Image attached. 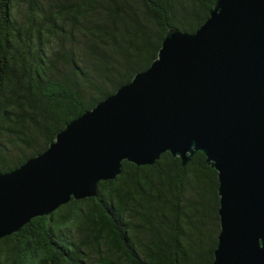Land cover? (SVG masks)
<instances>
[{
    "label": "trees",
    "instance_id": "1",
    "mask_svg": "<svg viewBox=\"0 0 264 264\" xmlns=\"http://www.w3.org/2000/svg\"><path fill=\"white\" fill-rule=\"evenodd\" d=\"M216 0H0V173L156 59L169 28L194 33ZM217 172L196 152L123 161L97 196L0 239V264H212ZM90 262V263H89Z\"/></svg>",
    "mask_w": 264,
    "mask_h": 264
},
{
    "label": "water",
    "instance_id": "2",
    "mask_svg": "<svg viewBox=\"0 0 264 264\" xmlns=\"http://www.w3.org/2000/svg\"><path fill=\"white\" fill-rule=\"evenodd\" d=\"M166 152L217 172L212 264H264V0H216L194 33L169 28L146 70L0 173V239Z\"/></svg>",
    "mask_w": 264,
    "mask_h": 264
},
{
    "label": "rangeland",
    "instance_id": "3",
    "mask_svg": "<svg viewBox=\"0 0 264 264\" xmlns=\"http://www.w3.org/2000/svg\"><path fill=\"white\" fill-rule=\"evenodd\" d=\"M90 263V262H89Z\"/></svg>",
    "mask_w": 264,
    "mask_h": 264
}]
</instances>
